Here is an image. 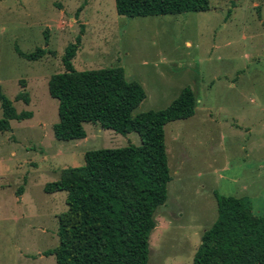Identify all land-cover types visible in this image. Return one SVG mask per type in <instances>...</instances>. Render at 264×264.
<instances>
[{"label":"rangeland","instance_id":"374dc122","mask_svg":"<svg viewBox=\"0 0 264 264\" xmlns=\"http://www.w3.org/2000/svg\"><path fill=\"white\" fill-rule=\"evenodd\" d=\"M80 32L73 67L121 68L146 94L132 116L167 108L187 87L196 98L191 118L164 127L171 181L147 264H192L217 217L214 193L248 200L264 218V0H209L204 12L135 18L118 16L114 0H0V90L17 113H32L0 132V264H56L43 253L58 245L66 193L45 185L82 166L87 151L140 145L136 133L90 123L85 141L54 138L58 102L47 84ZM38 48L47 51L38 61L16 53ZM20 92L28 104L16 100Z\"/></svg>","mask_w":264,"mask_h":264},{"label":"trees","instance_id":"16d2710c","mask_svg":"<svg viewBox=\"0 0 264 264\" xmlns=\"http://www.w3.org/2000/svg\"><path fill=\"white\" fill-rule=\"evenodd\" d=\"M118 16L127 18L177 15L209 10V0H114ZM82 32L64 50V71L48 80V93L57 100L58 121L52 126L58 141L86 137L83 125L97 124L116 134L136 133L140 145L87 151L84 164L61 171L47 183L46 193L65 192L67 210L58 216V245L43 253L56 264H147L149 237L156 210L167 200L171 181L164 127L195 114L196 98L184 88L165 109L132 116L146 98L142 86L125 79L121 68L77 71L71 61ZM16 53L38 61L47 51ZM16 100L29 103L26 93ZM0 132L10 121L32 118L17 113L0 90ZM217 217L203 231L192 264H264V218L255 216L248 200L214 193Z\"/></svg>","mask_w":264,"mask_h":264},{"label":"crops","instance_id":"0c3cea01","mask_svg":"<svg viewBox=\"0 0 264 264\" xmlns=\"http://www.w3.org/2000/svg\"><path fill=\"white\" fill-rule=\"evenodd\" d=\"M194 93V92H193ZM87 123H85L84 125H83V127L86 125ZM238 126L236 125V128H237ZM255 129H253V131H254ZM261 132L262 133H264V126L262 127V129H261ZM87 138H88V136H87V134H86V137L84 138V139H81V140H75V141H78V142H82V141H85V140H87ZM263 142H264V140H262Z\"/></svg>","mask_w":264,"mask_h":264}]
</instances>
